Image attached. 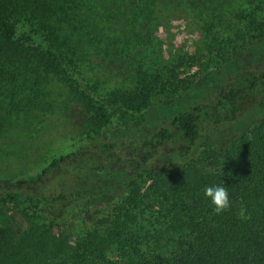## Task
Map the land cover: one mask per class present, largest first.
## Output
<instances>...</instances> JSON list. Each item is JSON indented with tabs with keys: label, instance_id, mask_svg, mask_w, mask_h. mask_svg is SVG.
Wrapping results in <instances>:
<instances>
[{
	"label": "trees",
	"instance_id": "obj_1",
	"mask_svg": "<svg viewBox=\"0 0 264 264\" xmlns=\"http://www.w3.org/2000/svg\"><path fill=\"white\" fill-rule=\"evenodd\" d=\"M236 2L240 12L226 10ZM189 10L246 29L234 37L206 29L216 64L182 79V64L155 65L152 29ZM121 38L123 51L133 56L140 46L151 64L133 87L101 92L87 59ZM246 56L264 60V0H0V135L34 109L14 95L54 80L86 134L39 172L0 178V264H264V114L239 119L244 95L264 88V68L239 75ZM215 79L209 97L205 82ZM172 106L168 123L143 134L148 114ZM231 125L230 138L217 134ZM210 184L229 190L220 214L204 198Z\"/></svg>",
	"mask_w": 264,
	"mask_h": 264
},
{
	"label": "rangeland",
	"instance_id": "obj_2",
	"mask_svg": "<svg viewBox=\"0 0 264 264\" xmlns=\"http://www.w3.org/2000/svg\"><path fill=\"white\" fill-rule=\"evenodd\" d=\"M243 8L244 4L236 2L226 10L236 14ZM178 14L180 15L167 17L160 26H153L152 31L156 45L151 49H156L155 57H153L155 65L160 62L168 63L171 66L182 64L176 73L182 79H186L188 75L202 68H211L216 64V58L207 51L208 30L206 29H212L211 31L217 29L220 35L231 37L235 36V32L239 31V28L243 27V31L246 29L245 23L238 21L237 18H233L229 24L225 22L220 24L219 20L214 23L211 18L208 20L206 13L199 10H189ZM200 18L203 21H200ZM121 40L122 38L117 40L116 44L109 45L110 53L102 54L98 52L99 46L92 47L93 51L87 59L89 67L85 70L89 69V71L86 74L90 81L98 82L101 92L106 93L114 88H123L124 86L133 87L136 72L145 71L146 67L151 64V56L146 55L145 51H141L140 46L137 47V52L133 56L123 51L122 49H128V47ZM112 48H117L120 54L113 55ZM149 51L147 50V52ZM191 56H194V60L189 59ZM260 61L262 62L258 63V60H252L251 56L244 57L243 64L238 66V74L245 76L247 72L251 73L264 68V60ZM190 62L193 63L188 66ZM234 62L236 61L234 60ZM233 74L232 77H235V73ZM221 79H225L223 84L226 83L229 80V73L221 74ZM211 83H216V79L205 82V94L208 91L209 97L212 96L211 89L208 88ZM223 84L215 85L214 95L222 94L223 89L227 86ZM192 96L196 97L195 92L192 93ZM14 99H22V102L32 104L34 109L28 112L23 110L17 113L18 116L14 115L13 122L6 126L9 130L7 129L4 134L0 135V178L15 179L37 173L49 158L74 150L85 142L83 118L68 90L56 80L46 84H28L19 94L14 95ZM10 101L11 97L7 99V102ZM240 102V124L252 116L264 114V88L259 94L244 95ZM176 110L178 108L172 106L171 111L167 113L157 110L156 113L148 114L149 118L142 127L143 134H149L164 124L162 121L156 123L161 118L168 123L170 115ZM31 112L32 115H29ZM212 129L213 127L209 126L208 130L213 132ZM230 131H233L232 125L228 130L218 131L217 134L225 135L224 138H228ZM167 160L170 161L169 155L165 156L163 162ZM11 213L16 226H27V221L21 212L13 210Z\"/></svg>",
	"mask_w": 264,
	"mask_h": 264
},
{
	"label": "clouds",
	"instance_id": "obj_3",
	"mask_svg": "<svg viewBox=\"0 0 264 264\" xmlns=\"http://www.w3.org/2000/svg\"><path fill=\"white\" fill-rule=\"evenodd\" d=\"M203 195L216 214H220L230 207V193L228 188L223 184H210L205 186L203 188Z\"/></svg>",
	"mask_w": 264,
	"mask_h": 264
}]
</instances>
